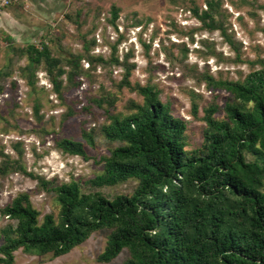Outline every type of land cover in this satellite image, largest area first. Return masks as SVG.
Masks as SVG:
<instances>
[{"label": "trees", "instance_id": "obj_1", "mask_svg": "<svg viewBox=\"0 0 264 264\" xmlns=\"http://www.w3.org/2000/svg\"><path fill=\"white\" fill-rule=\"evenodd\" d=\"M218 4L208 1L201 14L192 9L208 29L223 27L215 18ZM118 16L119 9L113 6V24ZM52 37L47 44L16 50V58L28 59L22 73L34 75L44 63L54 92L67 107L62 126L69 118L91 113L96 105L106 116L101 127L104 137L119 144L100 157L101 171L87 185L74 179L59 184L27 173L19 143L18 159L0 150V177L12 171L27 173L54 193L58 207L56 215L40 218L30 195L20 193L0 208L1 215L16 222L0 230V264H15L18 250L51 258L66 255L100 230L108 231L98 256L102 263L126 250L129 256L123 264H264V58L254 61L260 67L243 79L204 76L208 87L225 90L228 97L222 109L216 102L204 108L202 143L188 148V121L173 114L152 84L131 83L127 58L122 63L126 72L121 86L143 97L142 102L129 101L130 112L115 111L117 97H91L80 110L78 101L67 102L64 81L72 89L81 86L79 78L86 73L83 60L91 68L110 62L91 54L94 39L84 38L83 52L65 57L48 45ZM116 51L113 47L111 62L120 64ZM15 61L0 71V92ZM191 110L197 117L199 105L193 102ZM221 110L224 115L217 117ZM34 111L41 120L37 104ZM84 123L81 140L56 137L55 142L63 153L89 160L96 136ZM132 179L137 185L130 194L109 197L97 190ZM83 186L90 187L84 190Z\"/></svg>", "mask_w": 264, "mask_h": 264}, {"label": "rangeland", "instance_id": "obj_2", "mask_svg": "<svg viewBox=\"0 0 264 264\" xmlns=\"http://www.w3.org/2000/svg\"><path fill=\"white\" fill-rule=\"evenodd\" d=\"M208 1L57 0L59 6L46 9L57 7L56 12L45 17L38 15L36 5L28 4L25 9L29 15L22 21L32 31L21 43L12 40L13 36L7 31L0 30V71L16 59L12 74L0 92V150L18 159L16 146L19 143L27 173L59 184L74 179L87 185L85 182L101 171L100 157L108 155L110 149L119 144L104 137L101 127L106 116L104 109L96 105L91 113L69 118L62 126L67 107L54 92L44 63L34 70V75L30 71L22 73L21 68L28 64V59L27 56L16 58V50L29 44H47L52 34L48 45L58 55L66 57L70 53L83 52L84 38L94 39L96 45L91 48V54L101 55L110 62L91 68L83 60L86 73L79 78L82 84L77 89L68 87L64 81L65 98L67 102L78 101L76 109L86 106L91 97H117L115 111L122 114L130 112L129 101L142 102L143 97L138 92L121 86L126 72L122 63L127 58L132 69L131 83H149L160 90L162 101L170 104L173 114L188 121V148L200 145L205 127L204 108L216 102L222 109L228 97L225 90L208 87L204 76L243 79L260 67L253 62L264 58V0H214L219 3L215 18L222 23L223 30L206 28L194 14V8L199 14L207 10ZM113 6L119 9L115 24L111 22ZM113 47H116L115 55L120 64L111 62ZM193 102L199 105L197 117L191 110ZM36 104L41 120L34 111ZM223 115L222 110L216 113L217 117ZM83 122L87 130H95L96 136V148L89 149L92 155L89 160L63 153L55 142L56 137L81 140ZM27 173L12 171L0 177V208L18 194L28 193L33 206L41 212L40 218L49 213L56 215L58 207L54 193L41 188L38 180ZM136 185L137 181L132 179L97 190L114 197L119 193H132ZM89 187L83 186V189ZM9 224L16 222L0 214V230ZM107 235V230L94 232L79 247L57 258L18 250L15 264H123L129 256L126 250L109 263L98 261Z\"/></svg>", "mask_w": 264, "mask_h": 264}, {"label": "crops", "instance_id": "obj_3", "mask_svg": "<svg viewBox=\"0 0 264 264\" xmlns=\"http://www.w3.org/2000/svg\"><path fill=\"white\" fill-rule=\"evenodd\" d=\"M56 2L57 0H13L11 5L6 7L0 15V30L7 31L13 36L12 40L21 43L28 33L32 31V28L22 21L25 20L26 15H29L25 9L29 6L28 4L36 5L38 15L42 14L45 17L47 15L51 16L56 12L57 7L46 11L48 9L47 6H59L56 5Z\"/></svg>", "mask_w": 264, "mask_h": 264}, {"label": "built area", "instance_id": "obj_4", "mask_svg": "<svg viewBox=\"0 0 264 264\" xmlns=\"http://www.w3.org/2000/svg\"><path fill=\"white\" fill-rule=\"evenodd\" d=\"M13 0H0V15L4 11V9L11 5Z\"/></svg>", "mask_w": 264, "mask_h": 264}]
</instances>
